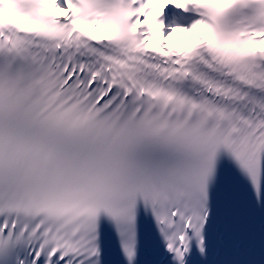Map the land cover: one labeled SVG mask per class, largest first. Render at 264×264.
<instances>
[{"label":"snow or ice","instance_id":"obj_1","mask_svg":"<svg viewBox=\"0 0 264 264\" xmlns=\"http://www.w3.org/2000/svg\"><path fill=\"white\" fill-rule=\"evenodd\" d=\"M241 205L264 235V0H0V264H214Z\"/></svg>","mask_w":264,"mask_h":264},{"label":"bare ground","instance_id":"obj_2","mask_svg":"<svg viewBox=\"0 0 264 264\" xmlns=\"http://www.w3.org/2000/svg\"><path fill=\"white\" fill-rule=\"evenodd\" d=\"M168 41H170V43H175L177 41L186 42V41H189V37L185 36L182 33H177L175 36L170 37Z\"/></svg>","mask_w":264,"mask_h":264}]
</instances>
